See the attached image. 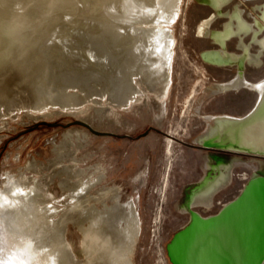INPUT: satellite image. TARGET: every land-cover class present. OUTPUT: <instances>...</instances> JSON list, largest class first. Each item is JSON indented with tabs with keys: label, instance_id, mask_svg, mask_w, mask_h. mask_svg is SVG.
Masks as SVG:
<instances>
[{
	"label": "bare ground",
	"instance_id": "1",
	"mask_svg": "<svg viewBox=\"0 0 264 264\" xmlns=\"http://www.w3.org/2000/svg\"><path fill=\"white\" fill-rule=\"evenodd\" d=\"M182 1L0 0V132L10 129L23 109L29 121L50 107L84 113L80 108L89 103L110 114L114 108L128 110L149 93L166 112L176 45L171 26ZM258 1L204 0L212 12L200 21L197 34L225 46L203 50L204 61L224 68L262 64L264 1ZM245 2L253 4L250 20L243 15ZM234 40L242 45L239 53L226 49ZM72 61L79 63L75 70L54 74ZM242 88L257 95L244 115L203 114L201 106L196 108L195 116L210 126L200 147L212 141L239 155L264 150V77L252 81L239 75L206 91L212 98ZM85 138L79 131L65 132L60 145L50 139L55 158L49 164L33 157L17 173L6 172L0 185V264H135L141 232L136 202L122 201L120 187L102 183L103 166L97 165L96 178L86 181L88 172L78 168L76 156ZM236 166L255 173L239 195L213 216L196 213V208L211 209L232 185ZM203 167L205 176L195 183L189 206L182 207L192 217L170 241L171 250L177 249L175 260L190 264L193 255L198 264H264V168L241 157L234 166L223 160L211 164L208 157ZM55 178L68 199L51 194ZM70 224L81 233L78 252L67 237Z\"/></svg>",
	"mask_w": 264,
	"mask_h": 264
},
{
	"label": "rangeland",
	"instance_id": "2",
	"mask_svg": "<svg viewBox=\"0 0 264 264\" xmlns=\"http://www.w3.org/2000/svg\"><path fill=\"white\" fill-rule=\"evenodd\" d=\"M251 7L252 3L245 2L243 8ZM211 12V7L204 0H183L181 3L179 18L171 26L176 45L166 112L150 93L148 99L137 101L128 110L114 108L110 114L98 113L97 105L92 103L90 106L89 103L80 108L85 110L84 113L75 115L58 107H50L38 113L43 114L38 120L29 121L24 119L27 110L23 109L24 112L21 110L11 122L10 129L0 132V185L6 172L17 173L33 157L40 165L49 164L50 159L55 158L50 139L54 138L60 145L65 132L79 131L86 138L76 156L78 168L88 172L86 181L96 178L97 165L103 166L107 176L102 183L120 187L122 201L136 202L141 232L133 254L134 263L173 264L167 246L175 233L190 221L189 214L183 213L182 207L187 201L190 187L205 176L203 166L208 157L211 164L223 159L233 166L237 157H241L264 168V158L197 146L202 142L200 139L208 137L210 128L207 127L208 120L199 114L195 116L198 106H201L203 114L241 116L254 106L257 98L251 90L208 97L207 89L229 80L237 72L236 67L212 66L201 58L203 50L217 47L209 39L200 38L197 34L200 21ZM222 21L216 22L214 28H220ZM228 48L235 50L233 43H229ZM76 64L79 65L72 61L68 65H59L53 72L57 75L71 72L77 68ZM239 66L242 69L246 67L244 64ZM245 75L252 81L264 77V59L258 67L247 66ZM103 106L108 107V102L103 101ZM49 112L53 114L49 115ZM76 119L87 121L97 131L113 135H97L78 125L68 129L61 125ZM47 123L60 124L51 126ZM168 147L171 153L167 152ZM68 163L67 159L64 164ZM168 167L171 169L168 186L162 193L160 189ZM45 173L50 174L51 171L46 170ZM254 174L249 168L234 167L232 185L216 197L214 210L204 212L203 208H196L195 211L203 216L217 213L224 204L239 195ZM59 181V178H55L50 192L57 199H68L59 188ZM100 186L96 185L90 192L95 194ZM67 237L73 241L74 249L78 252L81 233L76 226L70 224Z\"/></svg>",
	"mask_w": 264,
	"mask_h": 264
},
{
	"label": "water",
	"instance_id": "3",
	"mask_svg": "<svg viewBox=\"0 0 264 264\" xmlns=\"http://www.w3.org/2000/svg\"><path fill=\"white\" fill-rule=\"evenodd\" d=\"M170 35V34H169ZM244 75V73H243ZM48 125H51V126H58L60 123H47ZM64 128H70L72 126H75V125H78V126H83L87 129H89L92 133L94 134H97V135H113V133H106V132H100V131H97L96 129H94V127L88 123L87 121L85 120H80V119H76L75 121L71 122V123H68V124H61ZM168 136L172 137V135L170 133H167ZM173 138V137H172ZM200 147V146H198ZM202 149H207V150H218V151H223V152H227L225 151L224 149H221L220 145L217 144V143H213L212 141H205L204 143V146L203 147H200ZM256 152V151H254ZM259 153H243L242 155H250V156H253V157H259V158H264V150H260L258 151ZM205 212V211H204ZM177 237V235L175 236V238ZM174 238V239H175ZM172 244H169L167 246V250H168V255L170 257V260L172 263L174 264H178L177 261L175 260L174 256L176 255L177 253V249L175 250H171V246ZM195 257V256H194ZM192 264H198L199 260L197 257L193 258V255H192V259L190 261ZM190 263V264H191ZM247 264V263H246Z\"/></svg>",
	"mask_w": 264,
	"mask_h": 264
},
{
	"label": "flooded vegetation",
	"instance_id": "4",
	"mask_svg": "<svg viewBox=\"0 0 264 264\" xmlns=\"http://www.w3.org/2000/svg\"><path fill=\"white\" fill-rule=\"evenodd\" d=\"M250 9H243V15H245L246 17H247V19H251V18H249V14H248V12L247 11H249ZM246 41H249V39H248V37H246ZM212 42V41H211ZM236 40H234V41H228V44L226 45V49L227 50H229L230 52H232V53H239L240 51H241V46L240 45H238V44H236ZM213 44H215L214 42H212ZM229 43H233V45L235 46V50H230L229 48H228V45H229ZM215 45H217V44H215ZM225 46H222L221 44H218L217 45V47H213V48H210V49H216V48H224ZM236 67V69H237V72H236V74L233 76V77H231L230 79H234V78H236L237 76H239V75H241L242 76V78L243 79H248L247 77H246V67H244V69H242L240 66L238 67V66H235ZM254 67H258V66H254ZM243 73H244V75H243ZM242 90H247V89H245V88H242L240 91H242ZM240 91H229V92H240ZM228 93V92H227ZM207 127H208V124H207ZM199 144H201V143H198V145L197 146H199ZM218 159V158H217ZM223 160V159H222ZM223 161H225V160H223ZM226 162V161H225ZM232 184V183H231ZM194 185H195V183L190 187V189H189V193H188V197H187V201H186V203H187V205L189 206V199H190V194L192 193V191L194 190V188L197 186H195L194 187ZM216 200H215V202H214V205H213V207L211 208V209H207V211L208 212H210V211H213L214 210V208L216 207ZM185 203V204H186ZM220 204L221 205H223L222 204V202H220ZM224 206V205H223ZM223 208V207H222ZM221 208V209H222ZM220 209V210H221ZM219 210V211H220ZM192 211V210H191ZM204 211H206L205 209H204ZM218 211V212H219ZM196 213H198V214H200L202 217H210V216H213V215H215V214H217V213H214V214H209V215H207V216H203L201 213H199V212H197V211H195ZM188 214H189V216H190V219H191V217H192V212H190V211H188Z\"/></svg>",
	"mask_w": 264,
	"mask_h": 264
}]
</instances>
